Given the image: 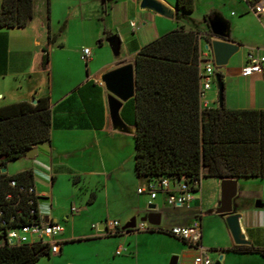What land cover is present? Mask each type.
<instances>
[{"label": "crops", "instance_id": "crops-1", "mask_svg": "<svg viewBox=\"0 0 264 264\" xmlns=\"http://www.w3.org/2000/svg\"><path fill=\"white\" fill-rule=\"evenodd\" d=\"M159 1L174 9L175 0ZM241 1L245 6L236 15L233 12L222 13L214 10L227 22L228 40L239 44L236 52L242 49L237 69L229 71L226 68L232 55L224 66L215 69V72L218 70L221 73V80L226 89L222 106L227 109H264V79L261 73L242 76L239 72L246 52L253 51L264 57V22L258 25L260 32H263V38H258L256 32L252 31L246 42L232 34V30L249 17L264 21V16L256 17L249 10L250 4L255 0ZM32 3V17L24 27L0 28V107L21 101L30 102L31 99H46L50 111L49 140L33 147V157L23 156L7 162L3 172L0 167V174L13 175L30 171L32 185L40 195L36 203L38 212L44 219L57 223L70 219L69 207L74 205H56L53 208L50 198L54 200L56 183L69 176L75 182L79 181L82 175L88 183L93 184L94 191L90 190L88 195L83 193L77 198L87 211L101 198L104 203L111 199L120 207H124V183L126 179L131 178L130 180H140L142 183H137L135 195L144 198L146 205L153 204L154 211L159 213L157 226L143 222L141 225L145 230L130 229L126 232L120 231V228L113 231L105 227V217L100 214L84 219L75 217L72 219V226L74 224L75 228L79 227L80 230H76V234L73 230L72 233L62 235L64 229L61 226L62 231L58 238L63 242L55 256L64 257L63 244L85 240L97 244V255H100L101 259L105 258L107 264H158L149 252L165 242L184 243L170 235L150 231L149 227L168 230L172 226L189 225L196 219L200 227L198 245L206 254L209 251L214 252L215 258L221 255L219 264H260L259 261L264 255L227 252L226 249L234 246L233 243L221 247L218 243L211 242L209 235L214 229L222 230L224 239L230 235L224 217L216 214L219 206L213 210V215H218L220 220H214L213 225L212 222H207L204 228L201 219L200 181L188 207L175 208L165 205L161 193H157L153 199H149L146 193H136V189L144 185V179L135 175L133 170V128L124 122V127L118 128L109 120L106 92L99 80L100 75L124 64L126 59H129L128 63L132 65L133 56L142 45L179 26L175 18L168 21L149 11H138L137 0H47V13L46 0H32ZM201 22L204 25L203 16ZM130 23L133 26H130ZM174 23L177 24L173 28ZM184 29H188L187 26ZM200 33H204V30ZM111 34L118 37L116 53L109 51L110 48L107 49L105 44L106 38ZM49 37L53 38L52 43L47 42ZM201 40L203 39L198 40L199 48H202ZM84 47L89 49L86 59L81 57V49ZM43 51L47 53V62L42 68L40 59ZM122 53L124 56L120 57ZM263 65L264 62L262 68ZM212 87L204 91L203 99L207 107L216 106V93L212 92ZM99 109L102 110L100 117L97 113ZM35 156L40 157V162L32 160ZM80 168L83 170L78 172ZM210 180L219 188L220 194V180ZM233 180L235 194L231 198L230 209L232 213L239 215L240 231L248 241V244L241 246L251 245L264 249V210L262 213L256 211L261 207L264 209V200L262 203L255 202L259 203L258 207L255 203L254 207L247 208L232 205L238 188L241 187L240 182L259 183L264 191V178ZM260 196L264 199L263 192ZM41 204L45 205V208H40ZM104 213L107 214L106 208ZM137 214L138 211L134 207L128 208L123 213L124 223L134 218L135 224H138L140 217L137 221ZM110 244H115L113 252L103 254L102 248ZM184 246L190 251L192 258L197 254L198 249L186 244ZM117 249L119 252L115 254ZM182 249L184 251L185 248ZM66 250L69 251V245L65 246ZM146 255L147 258L144 257ZM172 257H175L174 264L192 262H184L182 255ZM210 259L212 262L215 260ZM67 264L75 263L67 261Z\"/></svg>", "mask_w": 264, "mask_h": 264}, {"label": "trees", "instance_id": "trees-1", "mask_svg": "<svg viewBox=\"0 0 264 264\" xmlns=\"http://www.w3.org/2000/svg\"><path fill=\"white\" fill-rule=\"evenodd\" d=\"M191 11L192 0H175L174 18L179 26L142 45L133 56V96L122 103L119 117L133 128L134 173L144 180L163 176L189 180L199 176L218 180L264 178V109L200 107L198 66L203 59L199 57L198 40L208 42L210 34L206 16L204 33L189 26L184 29L181 22L183 18L190 20ZM32 13V0H0V28L24 27ZM52 41L50 37L47 40ZM46 54H41L42 68ZM101 111L97 110L99 117ZM49 131L46 99L1 106L0 167L47 142ZM9 179L17 185L32 184L28 170L0 174V201ZM26 217L23 214L18 221L25 222ZM148 230L169 235L156 227ZM226 251L264 255L263 248L251 245H234ZM45 252L46 247L37 244L3 243L0 264H34L43 255L49 257Z\"/></svg>", "mask_w": 264, "mask_h": 264}, {"label": "rangeland", "instance_id": "rangeland-1", "mask_svg": "<svg viewBox=\"0 0 264 264\" xmlns=\"http://www.w3.org/2000/svg\"><path fill=\"white\" fill-rule=\"evenodd\" d=\"M245 5L241 0H192V12L189 15L190 20L183 18L182 22L185 26H189L191 28H198L201 32L204 30V25L201 22L202 16H211L212 14L216 13L214 10H217L218 12H233L235 15L237 12L241 10L242 7ZM143 11V10H138ZM217 14V13H216ZM220 15V14H219ZM170 21L171 19H167ZM263 19L258 20L255 17H249L247 20L243 22V24H238L235 29H233L232 34L237 36L238 38H242L243 40H247L248 36L252 31H255L258 38H263V32L259 30L258 25L260 26L264 21ZM177 24V23H176ZM174 23L172 26L173 28L176 26ZM233 28V26H232ZM172 30V29H171ZM206 31H208V28L206 27ZM251 36V35H250ZM253 39V38H251ZM203 40H201L200 44L202 46ZM247 42V41H246ZM107 49H109V46L107 42H105ZM199 46V44H198ZM242 47L244 48L245 45ZM201 49V48H200ZM110 51V49H109ZM203 53L206 51L201 50ZM242 52V49L241 51ZM240 52H236L232 55L231 59L229 60L228 64L226 65V68L229 69V71H234L239 66L238 59L241 55ZM111 53V52H110ZM125 54V53H124ZM264 54V52H263ZM120 57H123V53L119 55ZM129 59H126L123 61L124 64L128 63ZM264 67V65H263ZM219 69V68H217ZM225 86L223 83V96L225 94ZM212 92L216 93L215 86L212 87ZM107 95V94H106ZM32 160H35V162H40V157L35 156L32 158ZM9 169V166L7 167ZM78 172H81L83 169H78ZM86 178H83L82 175H80V180L73 182L71 177H63L62 180L56 183L55 186V195L54 200L53 198H50L51 201V207L54 208V206L58 205H66L69 206V204L76 206L77 211L70 213V219L65 222H59V224L63 227L64 232L62 235H67L69 232L72 233L74 230L76 234L80 230L79 227L75 228L76 226L72 223L75 219V217H79L78 219H84L85 217H89L91 215H98L100 214L105 217V221L110 220H117L120 224L124 223V216L123 213L128 208L134 207L136 211H138V214L135 215L137 221L139 217H142L145 215L148 211L146 209V202L144 198L138 197L135 195L134 191L137 186V183L142 184L141 181H134L132 180H125V196H124V207H120L119 204H116L115 202L107 201V203H104V201L101 199H98L96 202L93 203V205L90 206L89 210H85L81 203L78 202L79 197L83 195V193H86L85 195H88V192L90 190L94 191V186L90 182L88 183ZM210 178H201L200 179V188H201V219L202 223L204 224V228L208 224L212 222V225L215 223L214 220H220V217L218 215H213V210L219 206V188L215 186L211 182ZM216 183V182H215ZM241 187L238 188L237 195L232 201V205L238 206L239 208H247L249 206L254 207V203L256 201L262 203L264 199L259 197L260 193H264V191L261 189V186L258 184H254L253 182H240ZM78 198V199H77ZM110 198V197H109ZM143 201L142 203H140ZM141 204V206H139ZM118 205L119 207H117ZM40 208H45V205L41 204ZM107 209V214L104 213V209ZM264 209L258 208L259 213H262ZM58 217V216H57ZM103 220V219H102ZM144 224L143 222H139ZM163 224V217H161L160 225ZM209 237L212 239L211 242L218 243V246L225 247L229 244H232V241L229 236H227V239L223 238V232L222 230H216L210 232ZM264 244V243H262ZM69 245V251H65V246ZM96 243L90 242V241H74L72 243H65L63 244L64 248V257H59L55 255H50L48 258L46 256H41L38 258V260L34 264H67V261L74 262L75 264H107V260L101 259L100 255H97V249L95 248ZM264 246V245H263ZM232 247V246H230ZM229 247V248H230ZM115 248V244H110L107 247H103V254L113 252ZM182 248H185L184 251ZM63 253V252H62ZM153 259L158 264H167L170 257L172 256H180L182 255L184 262L191 261L193 258L190 254V251L186 249L184 244L178 243L176 244L173 241L165 242L164 244H161L160 247H158L155 250H152L149 252ZM126 254V253H125ZM128 255V254H126ZM207 255L212 258L213 260L215 258V253L212 251L207 252ZM148 257V255L144 256ZM106 260V261H105ZM145 260V259H144ZM214 260V261H215ZM260 264H264V257L259 261Z\"/></svg>", "mask_w": 264, "mask_h": 264}, {"label": "built area", "instance_id": "built-area-1", "mask_svg": "<svg viewBox=\"0 0 264 264\" xmlns=\"http://www.w3.org/2000/svg\"><path fill=\"white\" fill-rule=\"evenodd\" d=\"M249 10L256 16H264V0H255ZM130 26H133L130 23ZM264 29V23L262 25ZM201 50L206 51L203 53ZM89 55V49H81L82 59ZM199 57L203 62L199 64L198 70V96L201 108H206V101L203 99L204 91L211 86H215L214 73L215 68L208 50L199 48ZM264 57L253 51L246 52L243 63L239 68L242 76L261 73ZM201 177L189 180L185 177L163 176L152 180H144V185L136 189V193H146L149 199H153L157 193H161L164 203L167 206L180 208L188 207L190 201L194 198ZM1 184V183H0ZM5 190L2 193L0 201V244L9 245L33 244L46 247L48 256L55 255L59 252L61 241L58 236L62 231L59 223L50 219H44L37 210V201L40 195L36 193L32 184L17 185L15 180L5 181ZM34 204V208L32 205ZM35 209V210H34ZM70 213L76 212L75 206L69 207ZM26 215L25 222H19L18 219ZM35 216L33 217V215ZM105 227L116 231L120 228L118 221L110 220L104 222ZM134 231L145 230L141 223L135 224L132 228ZM170 236L179 239L188 247L198 249L197 254L193 257L191 264H212L213 262L206 252L198 245L200 237V227L196 219L186 226H172L169 228ZM119 249L115 251L118 254ZM45 256V255H43Z\"/></svg>", "mask_w": 264, "mask_h": 264}, {"label": "water", "instance_id": "water-1", "mask_svg": "<svg viewBox=\"0 0 264 264\" xmlns=\"http://www.w3.org/2000/svg\"><path fill=\"white\" fill-rule=\"evenodd\" d=\"M107 0H101V2ZM137 8L143 11H149L159 17L172 19L174 17V9L168 7L159 0H137ZM206 21L210 39L204 42L203 48L208 50L211 55L214 68L224 66L229 57L233 55L239 47L238 43L228 40L227 22L219 14H212L204 17ZM106 42L112 53H116L118 46V37L111 34L106 38ZM261 76L264 79V68L261 69ZM216 89V106H222L223 99V82L220 74L215 72L214 75ZM103 89L106 92V106L108 117L113 126L123 128L124 123L119 117V109L124 101L133 96V70L130 63L122 64L100 75L99 78ZM31 104L35 103L31 99ZM35 154V149L30 148L24 152V157L31 158ZM5 169L2 167L1 172ZM235 194V182L233 179L220 180V204L216 214L224 217V223L232 243L237 246L246 245L248 241L244 239L241 233L238 218L239 215L232 213L230 209L231 198ZM258 207L259 203H255ZM147 213L139 218L140 222H146L151 226H157L159 222V213L154 211L153 204L146 205ZM135 220L130 218L127 222L120 226V231H130L134 227ZM221 255L217 256L212 264H219ZM175 257H172L169 264H174Z\"/></svg>", "mask_w": 264, "mask_h": 264}]
</instances>
